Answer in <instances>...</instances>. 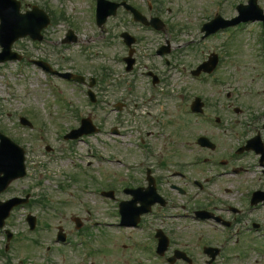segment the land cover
<instances>
[{"label": "rangeland", "instance_id": "rangeland-1", "mask_svg": "<svg viewBox=\"0 0 264 264\" xmlns=\"http://www.w3.org/2000/svg\"><path fill=\"white\" fill-rule=\"evenodd\" d=\"M130 1L141 8H144L147 2V0ZM164 1V18L179 27L187 24L192 34L181 35L179 38L172 37L174 45L190 39L194 42L188 47L179 45V48H176L172 56V69L170 66L165 67L152 50L157 42L163 41L162 36L143 30L138 32V26L126 23L127 18L123 11H119L102 28L95 29L91 23L88 0H22V8L33 4L44 9L47 6L55 10L56 14L59 11L63 12L66 20H58V23L45 30L44 36L47 41L34 46L27 39L19 40L12 45L13 50L20 54L25 53L27 58L47 59L59 71H80L99 79L102 68L105 67L110 75L106 86L100 82L96 87V92L98 91L101 96H99L100 104L89 105L86 102L84 89L82 91L74 83H68L55 75H47L33 64L11 60L0 65V129L25 147L26 169L30 175L11 184L6 195L19 194L22 189H28L33 195L47 194L52 200H59L61 203L66 201L61 205L59 216L53 219L54 222L51 221L52 225H56L60 220V224L65 223L69 228V224L66 223L67 218L72 213H79L77 203L71 199L73 196L86 200L88 205H92L93 202L96 205L101 204L93 188L99 192L106 188L104 182H100L103 177L108 182L118 181V184L129 180L133 175L134 165L142 159L141 153H144V149H140L136 144L138 138L141 135L144 137V147L152 141L153 145L159 147V141L165 138L163 135L155 139L156 132L161 130L166 121H172L169 131L180 127L183 108L179 104L178 96L183 93V89L187 88L189 96L202 95L214 103L216 115H226L222 107L226 103L244 106L242 117L249 116L250 110L256 113L264 108L262 89L264 88V55L257 58L259 28L251 24L248 27L245 25L235 35L234 30L230 28L226 30L229 33L221 32L206 39H200L196 30V26L202 23L203 19L206 21L216 14L224 18L232 17L236 14L233 6L245 0ZM258 4L264 7V0H258ZM71 22H76L77 32L81 38L98 35L101 39L95 38V42H90L91 39L81 40L78 46L59 45V40L65 31L74 25ZM127 29L137 32L134 34L141 37L136 46L137 63L130 72L124 70L121 56L126 54V50L118 37L121 30ZM80 49L86 50V54ZM210 52L224 56L218 72L213 76L217 80L216 83L219 82L215 87L209 85L212 83L210 80L194 81L187 73L189 68L196 66L202 57H206ZM256 64L259 75L256 72ZM148 69L158 73L163 80L166 79V83L151 88L150 82L144 75V71ZM116 81L120 83L117 86ZM65 96L70 99L68 107L64 103ZM116 101H126L127 105L120 113L115 112L112 107ZM136 102L140 105L134 108ZM75 110L79 115L77 117L72 113ZM136 112H140L139 116L133 117ZM88 114L100 128L99 132L71 143L59 137L58 133L61 130L62 136L65 128L76 127L79 117ZM20 116L27 117L38 129L22 127L18 122ZM174 123L177 124L176 128ZM113 127H117L120 134H112ZM147 132L154 134L146 136ZM166 139L171 138L166 137ZM47 145L52 149L50 152L45 149ZM41 166L43 171L40 174L36 173ZM72 166L77 169L74 170ZM72 176L78 177V182H74ZM58 184H62L63 187L59 192H54V186ZM95 215L97 219H103V210H95ZM63 216L65 219L62 218ZM20 218L22 216L15 214L10 221L9 227L12 230L23 232ZM189 227V231L198 233L196 229ZM50 231L47 235L55 230L50 229ZM100 233L102 235V232ZM3 234V231H0V250L4 254L0 256V264H17L18 258L29 249L33 250L21 248L22 245L30 246V242L15 240L12 242V247H9L10 252L5 254ZM120 234L114 232L110 235L108 248L113 249L115 243H119ZM242 238L245 241H252V245L249 244L248 248L244 247V251L248 254L238 262L231 259L229 264H264V238L259 240L260 244L253 242L255 240L251 234H246ZM103 245H107V242L102 243ZM34 250L37 253L41 252L40 248ZM6 255L8 262L4 259ZM110 257H114L113 253L105 257L92 256L90 264H99L100 261L109 264Z\"/></svg>", "mask_w": 264, "mask_h": 264}, {"label": "flooded vegetation", "instance_id": "flooded-vegetation-1", "mask_svg": "<svg viewBox=\"0 0 264 264\" xmlns=\"http://www.w3.org/2000/svg\"><path fill=\"white\" fill-rule=\"evenodd\" d=\"M227 108L228 115L215 116V105L204 102L203 114L193 116L195 127L214 143L213 149L187 140L180 143L176 139L160 153L150 154L151 163L138 169L136 177L126 185L131 189L146 187L151 182L149 187L153 184L155 193H151L146 201L153 199L157 202L149 212L140 216L136 226H125L135 237H141L142 243L136 239L137 243L134 240L119 244L121 249L117 250L115 264H219L225 248L215 227L200 229L205 224L194 218L192 212L196 210L211 212L213 224H224L231 236L245 232L264 235V108L243 117L240 115L243 109L230 104ZM187 119L179 133L190 128ZM189 179L194 180L192 185ZM198 183L202 190L196 189V196L188 197V187H196ZM156 193L163 199V204ZM34 199L30 198L29 202L33 200L32 204H38ZM185 200L192 201V206L185 204ZM116 201L114 215H118L119 200ZM45 209L40 210V215ZM192 216L194 219L190 222ZM191 223L200 224L196 227L198 233L189 231ZM72 232L80 240L77 246L71 244V233H66L65 243L69 245L67 262L64 249L54 248L55 258L60 264H86L89 253L85 242L89 235L85 222L81 221V227ZM163 236L167 237V246L162 256H157L152 250L157 248ZM210 245L217 250L212 251V258L203 251L204 246ZM233 245L244 248L241 239H236ZM46 250L50 247L47 246ZM179 252H185L191 261L173 258L180 257ZM140 255L141 260L134 259Z\"/></svg>", "mask_w": 264, "mask_h": 264}, {"label": "water", "instance_id": "water-1", "mask_svg": "<svg viewBox=\"0 0 264 264\" xmlns=\"http://www.w3.org/2000/svg\"><path fill=\"white\" fill-rule=\"evenodd\" d=\"M250 7L256 9L255 0L249 1ZM19 4H11L9 0H0V20H1V44L3 45V53L1 54L2 59L9 58L12 54L9 52L10 44L13 40L20 36L29 35L32 38H40L38 33L39 31L47 25V17L43 14L40 17L35 15H21L18 11ZM114 8V6H113ZM246 8V7H245ZM113 10V9H112ZM104 11L101 10L100 13H104V16L114 13V11ZM242 10V7H240ZM32 19L33 23L30 21ZM239 20V19H236ZM228 23V22H225ZM16 165V163H12ZM17 169L20 166H16Z\"/></svg>", "mask_w": 264, "mask_h": 264}]
</instances>
